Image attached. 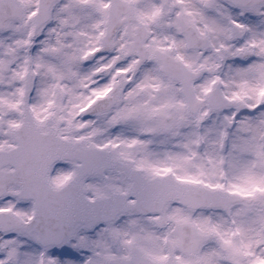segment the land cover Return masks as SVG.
I'll return each mask as SVG.
<instances>
[{
	"label": "snow or ice",
	"instance_id": "snow-or-ice-1",
	"mask_svg": "<svg viewBox=\"0 0 264 264\" xmlns=\"http://www.w3.org/2000/svg\"><path fill=\"white\" fill-rule=\"evenodd\" d=\"M0 264H264V0H0Z\"/></svg>",
	"mask_w": 264,
	"mask_h": 264
}]
</instances>
